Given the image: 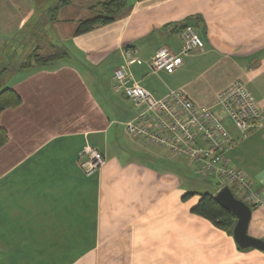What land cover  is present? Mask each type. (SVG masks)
I'll return each mask as SVG.
<instances>
[{
    "label": "crops",
    "instance_id": "crops-1",
    "mask_svg": "<svg viewBox=\"0 0 264 264\" xmlns=\"http://www.w3.org/2000/svg\"><path fill=\"white\" fill-rule=\"evenodd\" d=\"M103 1L0 0V87L21 96L0 114L9 136L0 148V264H264L263 250L241 248L192 211L199 195L185 198L192 190L170 168L188 159L125 130L144 105L113 78L134 48L133 77L156 97L182 89L224 117L218 93L242 81L264 104V0H126L112 21L76 34ZM187 25L204 46L174 72H154L156 51L178 52ZM33 51L66 54L21 67ZM226 127L238 139L226 155L264 198V126L246 137ZM87 144L106 158L90 174L80 163ZM246 203L248 233L264 239V206Z\"/></svg>",
    "mask_w": 264,
    "mask_h": 264
},
{
    "label": "built area",
    "instance_id": "built-area-1",
    "mask_svg": "<svg viewBox=\"0 0 264 264\" xmlns=\"http://www.w3.org/2000/svg\"><path fill=\"white\" fill-rule=\"evenodd\" d=\"M180 35L182 45L178 52L167 46L156 51L151 62L154 72H174L184 55L204 46L202 37L190 25L185 26ZM135 52L134 48L128 49L124 63L113 71V78L123 87L125 96L138 106L144 105L135 118L124 122L125 130L188 159L198 174L214 175L220 187L232 185L244 201L263 207L261 193L225 153L238 139L231 135L224 119H231L241 136L246 137L264 126V104L242 81H234L218 93L217 105L224 117L212 107L194 103L182 89H171L165 96L156 97L133 77L130 63ZM80 157L81 167L87 174L106 162L104 154L89 144L81 150Z\"/></svg>",
    "mask_w": 264,
    "mask_h": 264
},
{
    "label": "trees",
    "instance_id": "trees-1",
    "mask_svg": "<svg viewBox=\"0 0 264 264\" xmlns=\"http://www.w3.org/2000/svg\"><path fill=\"white\" fill-rule=\"evenodd\" d=\"M70 0H63L66 3ZM126 0H105L98 4L99 14L95 17L81 20L77 26L75 33L81 34L87 32L98 25L106 24L112 21L117 14H119L126 7ZM66 54L65 51H53L46 55L37 51H33L28 58L21 64V67H27L31 65L45 66L52 62L62 58ZM6 69L0 70V81ZM21 103V96L12 87H0V114L6 108L15 107ZM8 132L5 127L0 124V148L8 141ZM232 187V186H231ZM233 188V192L236 197L243 199L236 193ZM199 195L198 202L193 206L192 211L199 214L210 221H212L217 227L225 230L227 233H233V228L236 223V216L225 209L216 199L215 192L210 191H188L184 197L187 198L193 195Z\"/></svg>",
    "mask_w": 264,
    "mask_h": 264
},
{
    "label": "water",
    "instance_id": "water-1",
    "mask_svg": "<svg viewBox=\"0 0 264 264\" xmlns=\"http://www.w3.org/2000/svg\"><path fill=\"white\" fill-rule=\"evenodd\" d=\"M215 199L227 210L232 212L237 220L233 228V237L241 248H258L264 251V239L248 233L252 208L243 199L236 197L229 185H224L215 194Z\"/></svg>",
    "mask_w": 264,
    "mask_h": 264
},
{
    "label": "rangeland",
    "instance_id": "rangeland-1",
    "mask_svg": "<svg viewBox=\"0 0 264 264\" xmlns=\"http://www.w3.org/2000/svg\"><path fill=\"white\" fill-rule=\"evenodd\" d=\"M110 103H113V116H117L118 118L122 119L120 117V108L118 107V104L115 105L116 101H109ZM119 119V120H120ZM225 124L229 127H233L234 122L231 119H228V124L225 122ZM239 130V129H238ZM161 147V146H160ZM166 157H168L165 154ZM170 168H174L177 170L178 174L180 175L183 184L186 186L187 189L190 190H196V191H210L214 192L216 188L218 187L217 184V178L210 174V175H200L197 172H195V166L188 165L186 162H181V165H171ZM238 195L240 194L237 192ZM241 196V195H240ZM242 197V196H241Z\"/></svg>",
    "mask_w": 264,
    "mask_h": 264
}]
</instances>
